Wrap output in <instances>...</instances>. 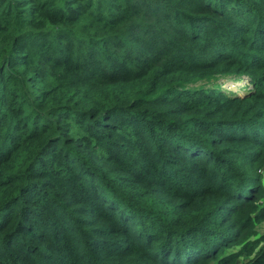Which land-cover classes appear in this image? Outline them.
Segmentation results:
<instances>
[{
	"label": "trees",
	"instance_id": "obj_1",
	"mask_svg": "<svg viewBox=\"0 0 264 264\" xmlns=\"http://www.w3.org/2000/svg\"><path fill=\"white\" fill-rule=\"evenodd\" d=\"M242 256L264 264V0H0V264Z\"/></svg>",
	"mask_w": 264,
	"mask_h": 264
},
{
	"label": "rangeland",
	"instance_id": "obj_2",
	"mask_svg": "<svg viewBox=\"0 0 264 264\" xmlns=\"http://www.w3.org/2000/svg\"><path fill=\"white\" fill-rule=\"evenodd\" d=\"M249 83L246 80H241L238 82H234V81H229L226 82L223 85V89L228 90V91H235V92H240L245 90L246 88H248ZM263 244H260V246H262ZM237 250H239V247H234L232 249H229V252H238ZM249 260V257L247 256H242L239 258V260L237 261L236 264H246Z\"/></svg>",
	"mask_w": 264,
	"mask_h": 264
}]
</instances>
